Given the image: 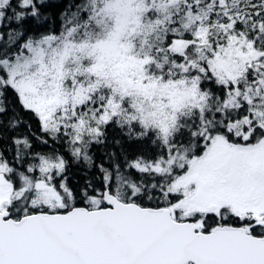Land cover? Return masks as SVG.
Listing matches in <instances>:
<instances>
[{"label": "snow or ice", "instance_id": "6c2138e0", "mask_svg": "<svg viewBox=\"0 0 264 264\" xmlns=\"http://www.w3.org/2000/svg\"><path fill=\"white\" fill-rule=\"evenodd\" d=\"M0 264H264V0H0Z\"/></svg>", "mask_w": 264, "mask_h": 264}, {"label": "trees", "instance_id": "16d2710c", "mask_svg": "<svg viewBox=\"0 0 264 264\" xmlns=\"http://www.w3.org/2000/svg\"><path fill=\"white\" fill-rule=\"evenodd\" d=\"M71 172L74 174L73 178H78L77 170L75 168L71 169Z\"/></svg>", "mask_w": 264, "mask_h": 264}]
</instances>
